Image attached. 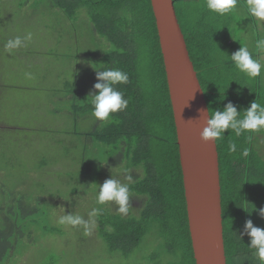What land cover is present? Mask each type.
<instances>
[{"label":"trees","instance_id":"trees-1","mask_svg":"<svg viewBox=\"0 0 264 264\" xmlns=\"http://www.w3.org/2000/svg\"><path fill=\"white\" fill-rule=\"evenodd\" d=\"M43 1L50 2L73 22L87 18L94 47L85 54L88 59L98 60L95 68L114 67L128 75L126 84L114 86L124 93L127 107L112 114L110 122L92 116L88 94L93 88L79 93L67 82L63 91L67 94L61 98L65 104L66 100L71 102L72 114L90 117L94 123L91 132L85 134L94 150L82 175L91 172L95 183L102 184L104 173L108 178L111 174L120 178L119 171L127 168L135 181L130 186L127 214L101 208V214L96 216L98 235L111 252H122L126 257L150 236L160 242L162 259L166 257L158 264H196L174 113L151 0ZM174 1L208 108L223 109L231 102L239 111L255 99L264 104L262 73L249 78L235 69L229 57L246 45L253 58L260 59L256 40L251 43L253 34L245 29L248 15L243 3L238 0L232 14L220 16L206 8V0ZM240 5L245 15L240 13ZM92 77L97 83L95 70ZM258 136H264V131L237 137L229 130L217 140L227 264H261L248 247L250 238L239 237L249 219L264 229V218L258 211L251 212L254 207H264V158L255 147ZM230 143L236 145L234 152L229 151ZM244 149L248 150L246 156ZM102 155L109 158L102 166H107L106 172L96 163ZM27 201L17 196L14 202L20 210L10 208L5 220H0V264L10 260L24 235L21 227L38 212ZM137 201L141 204L140 209L136 207L138 214L132 212ZM45 264L58 263L51 260Z\"/></svg>","mask_w":264,"mask_h":264},{"label":"rangeland","instance_id":"rangeland-1","mask_svg":"<svg viewBox=\"0 0 264 264\" xmlns=\"http://www.w3.org/2000/svg\"><path fill=\"white\" fill-rule=\"evenodd\" d=\"M245 29L253 34L251 43L264 39V23L248 16ZM28 33L32 38L21 47L11 52L5 48L8 40L23 39ZM92 34L86 17L73 22L48 1L0 0V220H5L10 208L20 210L14 202L17 196H24L28 205L38 209L21 227L24 235L6 264L51 260L58 264H158L166 260L159 254L160 242L150 236L128 257L111 252L98 235L96 217L88 215L97 207L118 212L114 204H96L99 183L93 173H81L90 165L88 157L94 150L85 135L93 129V120L78 118L72 114L71 102L61 100L67 94L63 93L67 82L79 93L95 84L92 72L98 60L85 54L94 47ZM259 51L264 63V52ZM261 73L264 84V69ZM256 139L255 147L264 158V136ZM108 160L98 158L97 167L108 171L102 167ZM106 179L104 173L101 183ZM136 207H141L139 201L132 210L138 214ZM71 212L90 221V226L57 223Z\"/></svg>","mask_w":264,"mask_h":264},{"label":"water","instance_id":"water-1","mask_svg":"<svg viewBox=\"0 0 264 264\" xmlns=\"http://www.w3.org/2000/svg\"><path fill=\"white\" fill-rule=\"evenodd\" d=\"M174 113L196 264H227L217 140L204 142L208 103L174 0H151Z\"/></svg>","mask_w":264,"mask_h":264},{"label":"clouds","instance_id":"clouds-1","mask_svg":"<svg viewBox=\"0 0 264 264\" xmlns=\"http://www.w3.org/2000/svg\"><path fill=\"white\" fill-rule=\"evenodd\" d=\"M238 0H206V8L217 15L224 16L232 14L237 8ZM244 7L247 15L257 22L264 23V0H244ZM32 34L28 33L23 39L17 36L14 40H8L5 48L11 52L13 49L21 47L24 41L31 40ZM256 48L264 52V39L256 41ZM229 56V55H228ZM230 60L235 69L245 74L249 78L261 76L264 63L259 58H253V54L246 45L232 53ZM96 71L97 83L94 84L93 90L89 92L90 103L92 105V116L101 122H110L112 114L122 111L127 107L128 101L124 98V93L118 90L115 85L126 84L128 75L124 71L114 67H104L102 69L93 68ZM231 130L237 137L244 133H256L264 131V104L258 103L255 99L250 105L243 110H239L233 103H227L223 109L208 110L206 126L200 133L204 142L216 141L222 138L226 131ZM251 135L248 140L251 141ZM236 145L229 144V151L234 152ZM243 155H248V150L244 149ZM121 178L111 177L106 179L102 184H97L96 204L107 205L114 204L117 211L121 214H127L131 200V184L134 178L129 169L124 168L120 173ZM244 209V208H243ZM245 210V209H244ZM99 207L89 212V217H96L101 214ZM259 215L264 218V207L259 209ZM248 212V211H247ZM251 212L249 214H251ZM57 223L65 226H83L87 229L90 221H85L83 217L74 215L72 212L60 216ZM243 235L250 238L249 249L253 250L261 264H264V229L254 226L252 220H247L244 226Z\"/></svg>","mask_w":264,"mask_h":264}]
</instances>
